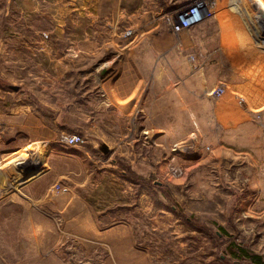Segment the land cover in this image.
Instances as JSON below:
<instances>
[{"label": "rangeland", "instance_id": "obj_1", "mask_svg": "<svg viewBox=\"0 0 264 264\" xmlns=\"http://www.w3.org/2000/svg\"><path fill=\"white\" fill-rule=\"evenodd\" d=\"M101 1L0 0V264L264 263V0H114L165 10L164 78L124 107L101 70L139 29L105 25ZM197 4L209 13L177 31ZM161 82L187 95L172 121L149 114Z\"/></svg>", "mask_w": 264, "mask_h": 264}, {"label": "crops", "instance_id": "obj_2", "mask_svg": "<svg viewBox=\"0 0 264 264\" xmlns=\"http://www.w3.org/2000/svg\"><path fill=\"white\" fill-rule=\"evenodd\" d=\"M163 11L165 10L157 8L154 5L152 8L143 5L139 10H136L132 6H128L126 10H121L118 2H115L114 0H111L110 4L104 3L103 0L101 3L98 2L96 17L101 19L105 25L114 28L120 23L127 22V25H135L136 28L139 29V33H136L133 37L124 39L121 34L118 38L116 37L117 43H113V53H118L119 56L123 55V57L127 58L126 61L122 63V66L119 61H115L114 58L116 56L113 55L110 62L112 65L111 70L105 68L101 70V74L104 75V82L111 80L112 93L114 99L118 103V107H124L135 97L136 89L138 90L143 86L145 79L151 74V72L157 71L158 74L161 75L159 78H164L165 71L163 72L161 67L154 64V56L162 52V49H164L163 46H166V41L164 40L167 37L165 34L157 33L160 18H163V15H161ZM112 37L114 36L112 35ZM206 38L207 41H210L214 36L209 35ZM193 44L194 43H192V46ZM106 85L108 84L106 83L102 87L104 88ZM154 85L155 90L158 89L161 91L155 92V97H152L155 100V103L154 107L149 110V114H151L152 117L155 116L153 119L155 121L167 122L174 120L168 117L169 109L174 106L175 108H177V106H182V104L186 102L185 96L187 95L180 92V90L183 89L181 86L174 88L169 86L167 82L155 83ZM186 85H188V87L192 85L199 90L207 87L206 85L201 87V85H198L197 83L193 84V82H187ZM205 105L206 104L204 103V106L201 107L202 109L195 110L200 114L206 115V112L208 111H206ZM200 110H202V113ZM174 111L175 110H173L172 113ZM159 134L160 137H162V134ZM158 146L160 148L161 144ZM135 155L136 151L135 148H133L128 151L127 158H129V160H132L133 158L134 161ZM144 155L145 161L149 164L150 157H148L146 153ZM84 159L89 165V158L84 157ZM83 164L84 163H81V165ZM132 166L135 169L136 165H134V162ZM79 174H81L80 177L83 176V182H86V186H89L87 183L88 181H92L95 178L97 179V175L91 169H87L84 175L81 172H79ZM86 190L88 192L90 189L87 188ZM84 214L86 217H95L92 209H87Z\"/></svg>", "mask_w": 264, "mask_h": 264}, {"label": "bare ground", "instance_id": "obj_3", "mask_svg": "<svg viewBox=\"0 0 264 264\" xmlns=\"http://www.w3.org/2000/svg\"><path fill=\"white\" fill-rule=\"evenodd\" d=\"M229 6V5H228ZM230 8V7H229ZM234 10V9H233ZM235 10L237 11V14L240 16V18H241V21H242V25H240L241 26V29H238V30H240L239 32H240V34H241V36L243 35L244 36V38H245V40H248L249 39V43L250 44H253L254 45V48H256V49H260V44H261V39H263L262 37H261V35L260 34H258L257 32H255V31H252L251 29H249L248 28V26H247V24H246V17L244 16V14H242L241 13V11L240 10H238L237 8H235ZM207 13H208V11H207ZM207 14L206 13H204V14H202V15H195L193 18H191V19H187L186 20V22L185 23H187V25H189V26H194V25H196L204 16H206ZM230 16H233V15H231L230 14ZM238 16V17H239ZM234 17V16H233ZM239 20V19H238ZM240 21V20H239ZM228 23V22H227ZM228 27H229V25H228ZM238 27V26H237ZM236 27V28H237ZM233 28V27H232ZM237 30V31H238ZM253 32L252 33V35H253V37L251 36V35H249L248 36V34H251V32ZM236 32V31H235ZM238 33V32H237ZM236 33V34H237ZM228 35V34H227ZM244 40V41H245ZM252 41H253V43H252ZM244 43V42H243ZM242 43V44H243ZM251 55V54H250ZM259 56H260V54H259ZM262 56V55H261Z\"/></svg>", "mask_w": 264, "mask_h": 264}, {"label": "built area", "instance_id": "obj_4", "mask_svg": "<svg viewBox=\"0 0 264 264\" xmlns=\"http://www.w3.org/2000/svg\"><path fill=\"white\" fill-rule=\"evenodd\" d=\"M204 13L208 14L209 12L207 13L206 8L203 7L201 4H197L190 9L184 10L180 15L177 16V19H176V25L177 26L175 27L176 30L181 31L183 29L190 28L191 26H189V25H187V23H185L186 20L193 18L195 15H199V14L202 15ZM65 141L69 144H75L79 141V139L76 137L67 139L65 137Z\"/></svg>", "mask_w": 264, "mask_h": 264}, {"label": "trees", "instance_id": "obj_5", "mask_svg": "<svg viewBox=\"0 0 264 264\" xmlns=\"http://www.w3.org/2000/svg\"><path fill=\"white\" fill-rule=\"evenodd\" d=\"M248 259L254 260L255 264H264L263 262H260L258 258H252V257H247Z\"/></svg>", "mask_w": 264, "mask_h": 264}, {"label": "water", "instance_id": "obj_6", "mask_svg": "<svg viewBox=\"0 0 264 264\" xmlns=\"http://www.w3.org/2000/svg\"><path fill=\"white\" fill-rule=\"evenodd\" d=\"M13 90H16L15 88L12 87Z\"/></svg>", "mask_w": 264, "mask_h": 264}]
</instances>
